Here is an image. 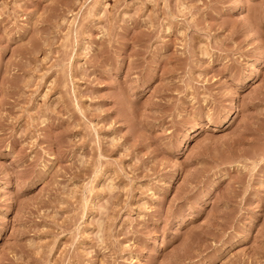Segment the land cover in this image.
<instances>
[{
  "label": "rangeland",
  "instance_id": "obj_1",
  "mask_svg": "<svg viewBox=\"0 0 264 264\" xmlns=\"http://www.w3.org/2000/svg\"><path fill=\"white\" fill-rule=\"evenodd\" d=\"M238 1L0 0V264H264V0Z\"/></svg>",
  "mask_w": 264,
  "mask_h": 264
},
{
  "label": "bare ground",
  "instance_id": "obj_2",
  "mask_svg": "<svg viewBox=\"0 0 264 264\" xmlns=\"http://www.w3.org/2000/svg\"><path fill=\"white\" fill-rule=\"evenodd\" d=\"M242 2L239 0L236 4L237 8L236 11L240 12L242 10ZM181 173L180 177H184V172L182 170L179 171Z\"/></svg>",
  "mask_w": 264,
  "mask_h": 264
}]
</instances>
